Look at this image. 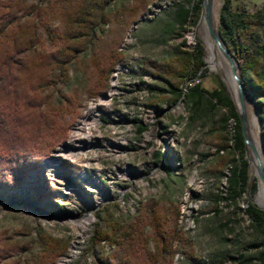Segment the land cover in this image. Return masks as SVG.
I'll list each match as a JSON object with an SVG mask.
<instances>
[{"label":"rangeland","instance_id":"374dc122","mask_svg":"<svg viewBox=\"0 0 264 264\" xmlns=\"http://www.w3.org/2000/svg\"><path fill=\"white\" fill-rule=\"evenodd\" d=\"M20 1L0 0V15ZM225 1H218L219 32ZM25 5L19 16L37 24V51H57L64 16L60 0ZM263 5L264 0H233L231 11L255 14ZM107 10L112 19L104 34L70 67L65 91L74 104L60 119L65 135L22 179L0 176V264H27L36 253L49 260L57 253L53 264H102L101 252L90 243L95 225L108 216L134 220L139 206L157 200L179 207V226L189 242L174 244V264H264V226L252 224L246 214L249 204L264 207L252 197L261 187L251 174L242 129L235 132L231 119L225 124L228 110L213 107L209 95L203 115H196L187 99L196 85L212 91L219 81L236 105L223 75L210 68L207 46L189 37L203 14V0H115ZM198 47L204 54L199 73L182 84L180 95L170 93L153 76L151 64L181 50L194 54ZM113 52L122 61L106 78L93 59ZM239 69L242 77L241 64ZM106 80L109 91L92 97L90 89ZM247 92L248 121L257 120L264 148L260 99ZM236 134L243 137V152L231 141L226 150L218 148ZM245 162V193L237 196L241 189L232 179ZM104 250L111 252L107 245Z\"/></svg>","mask_w":264,"mask_h":264},{"label":"trees","instance_id":"16d2710c","mask_svg":"<svg viewBox=\"0 0 264 264\" xmlns=\"http://www.w3.org/2000/svg\"><path fill=\"white\" fill-rule=\"evenodd\" d=\"M25 1L14 3L0 15V176L13 175L16 179L40 166L65 135L66 128L60 119L74 104L73 95L65 91L71 81L70 67L96 46L95 42L111 22L107 9L115 0H60L64 10L60 47L52 53L37 51L41 43L37 24L23 23L19 16L26 8ZM232 1H225L220 34L241 64L246 90L260 99V117L264 121V40L260 39L264 5L255 14L232 12ZM186 18L184 12L180 23L184 24ZM97 60L93 59L97 71L108 78L122 56L113 52ZM203 64L204 54L198 47L194 54L181 50L166 62L152 63L151 68L153 76L163 81L170 93L180 95L182 84L196 76ZM215 83L212 91L196 85L187 95L189 104L196 115H203V98L209 95L213 107L228 110L225 124L231 119L236 123L235 132L240 131L236 105L226 95L223 84ZM99 87L90 89L92 97L107 93L110 84L106 80ZM228 141L237 152H243L241 134L224 138L218 148L226 150ZM247 165L245 162L239 172L235 171L232 179L233 185L241 189L235 190L237 196L245 193ZM246 214L252 224L264 226L263 210L249 204ZM180 220L181 213L174 202L150 201L139 206L134 220L103 218L95 225L90 243L93 250L101 252L102 264H174V244L189 245L179 226ZM105 245L111 252L104 250ZM56 257L57 253L49 260L36 253L28 258L27 264H53Z\"/></svg>","mask_w":264,"mask_h":264},{"label":"bare ground","instance_id":"6f19581e","mask_svg":"<svg viewBox=\"0 0 264 264\" xmlns=\"http://www.w3.org/2000/svg\"><path fill=\"white\" fill-rule=\"evenodd\" d=\"M218 1L219 0H207V4L212 8V14L210 20L208 21L203 13L199 23L197 24V27H195L194 30L191 31L189 37L191 41L199 38V40H202L204 42V44L207 46L206 50H208V54H209L210 68L213 71L219 72L223 75L225 83L229 88V92L236 104L237 109L240 112L245 110L246 114L248 115L247 107H246V99L243 105L241 99V89L238 84V80L236 79V76L232 72L230 66H229L230 70H228L223 60L224 56L218 45L213 40L212 33L219 32ZM193 7H195V5H193ZM237 74L238 75L240 74L239 69H237ZM246 136L249 143H251L254 146L256 151L254 152L250 147L249 151L247 152V160L250 163L251 174L258 176L260 168H262V166L264 165V148L259 133L258 123L255 117L252 118L251 123L248 121ZM260 187H261L260 192L257 193L255 196L254 194H252V197L257 204L264 207V186L260 183Z\"/></svg>","mask_w":264,"mask_h":264},{"label":"water","instance_id":"95a60500","mask_svg":"<svg viewBox=\"0 0 264 264\" xmlns=\"http://www.w3.org/2000/svg\"><path fill=\"white\" fill-rule=\"evenodd\" d=\"M203 13L205 15V18L209 21L211 14H212V8L207 4V0H203ZM212 36H213L214 42L220 48L224 58L226 59L229 66L231 67L232 72L236 76V79L238 80V84H239L240 89H241V99H242V103L244 105L245 99L248 95V92L246 90V86L244 85L242 77L240 76V74L239 75L237 74V69H239V67H240L239 61H238L236 55L232 52V50L223 41L220 32H218V33L213 32ZM239 72H240V69H239ZM237 112L239 114V118L241 121V128H242V133L244 136L245 144L248 145L249 147H251L254 152H256L254 146L251 143H249L247 136H246L247 125H248V116H247L245 110L240 112L237 109ZM258 179H259V184L261 183L264 186V165L259 170Z\"/></svg>","mask_w":264,"mask_h":264}]
</instances>
